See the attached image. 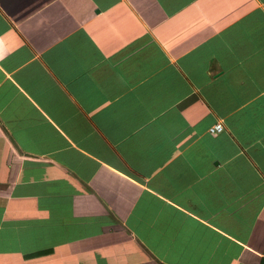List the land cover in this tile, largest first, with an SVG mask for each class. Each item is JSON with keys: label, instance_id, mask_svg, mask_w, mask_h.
<instances>
[{"label": "crops", "instance_id": "obj_1", "mask_svg": "<svg viewBox=\"0 0 264 264\" xmlns=\"http://www.w3.org/2000/svg\"><path fill=\"white\" fill-rule=\"evenodd\" d=\"M0 264H264V0H0Z\"/></svg>", "mask_w": 264, "mask_h": 264}, {"label": "built area", "instance_id": "obj_2", "mask_svg": "<svg viewBox=\"0 0 264 264\" xmlns=\"http://www.w3.org/2000/svg\"><path fill=\"white\" fill-rule=\"evenodd\" d=\"M222 128H223V124H222V122L221 121H216L210 128H209V130L211 131V132H216V131H220V130H222Z\"/></svg>", "mask_w": 264, "mask_h": 264}]
</instances>
